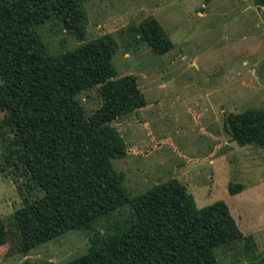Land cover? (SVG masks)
<instances>
[{
  "label": "trees",
  "instance_id": "1",
  "mask_svg": "<svg viewBox=\"0 0 264 264\" xmlns=\"http://www.w3.org/2000/svg\"><path fill=\"white\" fill-rule=\"evenodd\" d=\"M88 0H0V139L4 162L21 167L42 196L25 199L12 219L19 254L70 230H92V223L128 205L134 219L101 244L63 264H217L214 250L243 241L246 262L256 259L254 241L243 235L223 201L196 208L176 179L129 197L123 174L112 167L126 147L112 121L146 105L133 75L117 78L111 59L116 42L110 34L51 56L36 31L58 19L81 41ZM209 0H203L206 4ZM264 10V0H251ZM135 40L162 55L173 43L159 22L148 17ZM97 87L100 106L86 115L77 95ZM225 126L239 146L264 149V110L229 114ZM240 184H228L235 195ZM7 242L0 220V247ZM23 264H28L24 261Z\"/></svg>",
  "mask_w": 264,
  "mask_h": 264
},
{
  "label": "rangeland",
  "instance_id": "2",
  "mask_svg": "<svg viewBox=\"0 0 264 264\" xmlns=\"http://www.w3.org/2000/svg\"><path fill=\"white\" fill-rule=\"evenodd\" d=\"M84 10L81 41L58 19L36 31L51 56L104 34L114 38L116 77L133 75L146 102L110 123L127 151L112 167L123 174L128 196L176 179L196 208L223 201L241 233L254 241L253 264H264V149L237 145L225 126L229 114L264 110V10L251 0H88ZM148 17L173 43L170 51L154 55L135 40L138 24ZM77 100L86 115L101 104L97 87ZM6 153L0 139V220L7 232L0 264H63L84 254L92 239L101 244L134 219L125 205L96 219L92 230L67 231L20 255L12 215L42 192L23 168L4 162ZM228 184L243 189L229 195ZM214 254L217 264L246 262L242 240L220 245Z\"/></svg>",
  "mask_w": 264,
  "mask_h": 264
}]
</instances>
